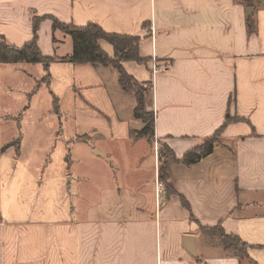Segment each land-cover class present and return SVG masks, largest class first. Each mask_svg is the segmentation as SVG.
Instances as JSON below:
<instances>
[{"label": "crops", "instance_id": "obj_1", "mask_svg": "<svg viewBox=\"0 0 264 264\" xmlns=\"http://www.w3.org/2000/svg\"><path fill=\"white\" fill-rule=\"evenodd\" d=\"M248 9L245 0H0V35L10 45L30 41L31 16H45L37 29L43 56L72 51L70 37L53 30L50 17L139 36L147 61L121 64L150 85L144 108L153 114V137L168 150L159 159L154 142L133 136L144 123L117 78L109 82V73L91 64L65 62L75 142L107 173L108 186L89 189L98 195L94 202H67L65 171L48 178L31 205L20 181L3 187L0 160V264H264V0ZM250 14L254 33L247 31ZM100 47L113 54L106 41ZM35 65L28 66L37 76L51 67L38 64L35 71ZM227 117L240 120L225 125L211 154L189 165L176 161L212 138ZM11 159L15 168L19 160ZM217 223L249 245L247 258L229 254L201 229ZM192 244L196 255L186 247Z\"/></svg>", "mask_w": 264, "mask_h": 264}, {"label": "rangeland", "instance_id": "obj_2", "mask_svg": "<svg viewBox=\"0 0 264 264\" xmlns=\"http://www.w3.org/2000/svg\"><path fill=\"white\" fill-rule=\"evenodd\" d=\"M30 64L0 63V160L3 187L11 178L15 182L20 181V186L30 201L29 204L36 205L37 191L43 192L46 183L67 171L70 174L65 182L70 194H66L65 200L77 203L81 198L83 202L85 200L94 202L98 195L89 189L100 190L107 187V173L95 163L91 164L86 160L85 144L82 141L75 142L70 67L63 61L50 62L48 66L51 67L47 71L52 77L49 83L45 75L47 71L39 67V75L37 76L36 72L32 75L33 68L28 66ZM97 69L99 73L100 70L109 73L107 76L109 82L112 79L117 80V72L112 67L100 66ZM37 70L38 66L35 67V71ZM31 75L35 79L38 78L40 83L36 89L33 88L35 82L34 78H30ZM136 89L146 96L150 91V85L138 82L137 85L132 84L127 88L134 96ZM151 141V145L154 142L153 153L156 155L158 152L159 159L164 154L167 155L168 150L165 146L157 143L153 136ZM17 143L20 146L18 156ZM11 156L19 160L15 168ZM124 163L126 164V160L121 162L122 165ZM148 163L149 158L146 159L145 165ZM113 164L114 162L111 166ZM136 165L138 162L134 163L135 168ZM138 167L141 168V165ZM78 174L80 177L77 179ZM70 176L74 178L72 181L69 180ZM39 177L45 180L43 186L32 183ZM48 178L51 180L47 181ZM62 200L65 201L64 198Z\"/></svg>", "mask_w": 264, "mask_h": 264}, {"label": "trees", "instance_id": "obj_3", "mask_svg": "<svg viewBox=\"0 0 264 264\" xmlns=\"http://www.w3.org/2000/svg\"><path fill=\"white\" fill-rule=\"evenodd\" d=\"M247 7H253L255 2H260L261 0H245ZM247 31L254 33L255 24L253 15H246ZM37 17L35 15L31 16L32 22V38L30 41L24 43L21 46L10 45L6 39L0 35V63L4 64H15L17 62H24L27 64H42L45 69L50 62L63 61L70 64L84 63L91 64L95 68L100 66H110L117 72V79L123 88L127 89L129 85H137L138 81L132 76L128 75L123 65L124 61H132L139 64H145L147 59L143 58L139 54L138 42L140 37L137 35L130 36L126 34H117L103 30L99 25L93 22H89L84 26H76L72 24H66L61 21L50 17L52 21L53 30H61L63 33L71 38L72 51L70 54H66L60 57L43 56L41 51H39L37 46V29L40 20L44 19ZM106 41L113 49V54L109 55L106 51L102 50L100 47V42ZM48 76V74H46ZM135 106L133 114L134 117L139 118L143 127L137 130L134 137L144 136L148 141L152 140L153 136V114L152 112H146L144 108L145 96L141 91L136 89L135 96ZM240 120L239 118L227 117L225 119V124L220 127L213 135L212 138L205 140L203 143L197 145L193 149L186 151L180 160H176L180 163L186 165L196 163L199 159L212 153V149L217 142V136L221 130L230 121ZM160 181H166V173L162 170ZM166 183V182H165ZM183 208L189 210V204L187 200L183 197L180 198ZM202 231L211 236L217 237L222 248L229 254L239 258L245 259L248 257L247 249L249 245L237 236L229 234L227 235L222 226L219 223L214 225V227H202ZM199 261V260H198ZM199 264H203L200 263ZM255 264V263H252Z\"/></svg>", "mask_w": 264, "mask_h": 264}, {"label": "water", "instance_id": "obj_4", "mask_svg": "<svg viewBox=\"0 0 264 264\" xmlns=\"http://www.w3.org/2000/svg\"><path fill=\"white\" fill-rule=\"evenodd\" d=\"M250 10H251V8L248 9V13H250ZM184 238H185V240L190 241L191 238H192V236H190V235H185ZM190 242H191V241H190ZM186 247H187L188 251H189L191 254L196 255V252H195V250H194V245H193V244H192V247H189V246H186Z\"/></svg>", "mask_w": 264, "mask_h": 264}, {"label": "built area", "instance_id": "obj_5", "mask_svg": "<svg viewBox=\"0 0 264 264\" xmlns=\"http://www.w3.org/2000/svg\"><path fill=\"white\" fill-rule=\"evenodd\" d=\"M151 63H152V73L155 74V72L158 70L157 63L154 60Z\"/></svg>", "mask_w": 264, "mask_h": 264}]
</instances>
